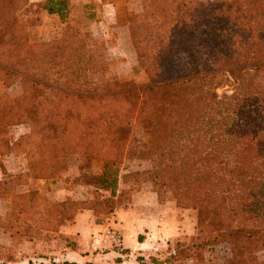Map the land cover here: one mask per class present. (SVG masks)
<instances>
[{
    "label": "trees",
    "instance_id": "1",
    "mask_svg": "<svg viewBox=\"0 0 264 264\" xmlns=\"http://www.w3.org/2000/svg\"><path fill=\"white\" fill-rule=\"evenodd\" d=\"M28 2L0 0V154L25 153L28 174L49 180L87 155L94 190L85 200H57L32 189L14 195L18 211L38 217V231H57L83 208L110 215L146 184L195 209L196 227L137 264L213 261L222 240L226 264H264L257 255L264 249V0H141L138 12L121 8L138 65L150 69L146 81L130 85L109 74L105 43L93 36L98 3L71 14L70 0H43L41 9L58 20L43 31L16 21ZM222 71L236 83L218 95ZM133 122L147 130V150L127 147ZM21 123L31 133L15 141L11 130ZM146 158L147 169L121 172L126 160ZM20 176L0 187L14 188Z\"/></svg>",
    "mask_w": 264,
    "mask_h": 264
},
{
    "label": "crops",
    "instance_id": "2",
    "mask_svg": "<svg viewBox=\"0 0 264 264\" xmlns=\"http://www.w3.org/2000/svg\"><path fill=\"white\" fill-rule=\"evenodd\" d=\"M90 1L98 3L99 7L96 17L89 19L90 24L93 22L95 28L100 30L104 26L106 13L111 9L114 13L115 6L107 0H70V13L74 14L77 6ZM42 2L29 0L24 10L31 6L38 8L31 24H36L43 31L55 30L57 17L43 11ZM29 12H19L16 21L28 22L32 19ZM122 28L123 35L129 36L128 27L123 25ZM78 161L76 156L74 163L78 164ZM16 174H20L21 179L14 188L11 185L0 187V264H33L39 261L59 264H137L138 257L163 250L167 241L180 234L194 233L195 230L193 222L187 226V212H182L175 205L167 206L166 202H160L154 191L142 186L132 193L130 203L117 206L108 216H98L91 209L83 208L72 219H66L56 233L50 234V230L41 229L43 233L39 234L38 217L19 212L14 204V195L38 189L45 192L49 199L52 194L57 200L68 196L85 200L89 195V185L81 181L68 184L67 179L73 180L75 175H79L78 169H72L65 174L68 178H60L50 186L49 179L34 178L28 174L25 153L13 151L0 154L1 186L5 185L4 180L8 176ZM44 184L47 187L42 190L41 185ZM109 227L116 229L120 235L118 247L105 239V230ZM168 235L173 238L170 239Z\"/></svg>",
    "mask_w": 264,
    "mask_h": 264
},
{
    "label": "rangeland",
    "instance_id": "3",
    "mask_svg": "<svg viewBox=\"0 0 264 264\" xmlns=\"http://www.w3.org/2000/svg\"><path fill=\"white\" fill-rule=\"evenodd\" d=\"M116 3L117 4L114 7V13L112 9L108 11L109 13L108 12L106 13V19L104 20L103 28L97 30L95 28V24L92 22L93 25L92 33L96 40L103 41L105 43V47H106L105 56L110 64L109 74L115 75L117 77L118 84L130 85L133 84L134 82L141 83L147 80L148 75L150 73V69L142 68L141 66L138 65L136 53L130 35L129 36L123 35L124 29L122 28V26L125 25L124 23L127 18V12L119 13L121 8L124 7L131 12L140 11L141 0H130L129 2L119 0ZM27 10L30 11L29 15L32 17V19H29L28 22L27 21L20 22L21 26L31 25V23L34 21V14L37 13L38 8L31 6L21 12ZM92 25L90 24V27ZM217 78L220 81L218 84L215 85L214 91L218 95L222 94L223 92L226 93L232 92L236 82L234 77L231 75L229 71H222L221 73L218 74ZM146 131L147 130L144 128L142 124L138 122H133L131 126V133L127 147L135 150H147L149 147L148 145L149 135L147 134ZM77 157L79 158L78 164H75L73 162L72 164H70L69 169L70 170L78 169L79 175H75V178H73V180L67 179L66 182L68 184L75 183L76 181L85 182L89 185L88 190L93 191L94 190L93 179H92L93 163L87 155H78ZM151 164H152V160L148 158L126 160L125 167L124 169H122L121 172L129 171V170H137V169L138 170L147 169L148 167L151 166ZM63 177H66L65 174L60 175L55 179H50V186L52 185L51 184L52 182ZM143 186H147V185L144 184ZM45 187H47L45 184L41 185L42 190ZM155 193L160 202H164V203L166 202L167 206L171 204L175 205L181 208L182 212H187V220H188L187 226L190 224L192 225L193 222L194 228L196 227L195 209L190 207L180 206V203L177 200H175L169 194V192L156 191ZM57 231L50 230V234L56 233ZM38 232L39 234H42L43 230H39ZM168 236L170 239L173 238L171 237V235ZM159 240L161 241V239ZM163 244L165 243L163 242ZM165 247L166 245H164V248ZM216 254L217 257L213 261L201 262L198 264H226L227 259L230 256V248L225 240L220 241L219 244L217 245ZM257 255L260 259H264V249L259 250L257 252Z\"/></svg>",
    "mask_w": 264,
    "mask_h": 264
},
{
    "label": "clouds",
    "instance_id": "4",
    "mask_svg": "<svg viewBox=\"0 0 264 264\" xmlns=\"http://www.w3.org/2000/svg\"><path fill=\"white\" fill-rule=\"evenodd\" d=\"M31 133L30 124H16L11 130L13 140L19 141L22 136L29 135Z\"/></svg>",
    "mask_w": 264,
    "mask_h": 264
},
{
    "label": "built area",
    "instance_id": "5",
    "mask_svg": "<svg viewBox=\"0 0 264 264\" xmlns=\"http://www.w3.org/2000/svg\"><path fill=\"white\" fill-rule=\"evenodd\" d=\"M105 239L109 241L112 246H119L120 245V235L118 234L117 230L109 227L105 230Z\"/></svg>",
    "mask_w": 264,
    "mask_h": 264
}]
</instances>
